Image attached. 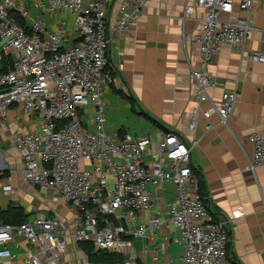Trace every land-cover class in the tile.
Returning <instances> with one entry per match:
<instances>
[{
  "label": "built area",
  "instance_id": "obj_1",
  "mask_svg": "<svg viewBox=\"0 0 264 264\" xmlns=\"http://www.w3.org/2000/svg\"><path fill=\"white\" fill-rule=\"evenodd\" d=\"M148 1L121 0L111 19V0H0V123L14 106H21L28 117L38 116L37 131L18 124L11 140L21 157L22 180L55 192L53 202L61 200L75 218L72 230L41 211L18 225L0 222V263L65 264L69 243L88 242L93 252H115L126 258L124 264H138L125 254L130 238L152 240L165 223L174 233L163 243L181 248L182 264L225 263L230 242L225 225L244 213L234 210L222 222L209 215L190 161L198 140L169 132L151 142L148 136L106 132L103 91L113 82L106 53L112 38L129 30ZM252 7L253 0H184L183 18L197 9L203 12L200 31L190 37L200 58L199 68L191 70L196 91L190 132L199 117L210 130L212 115L226 124L233 113L236 91L222 93L218 103L211 100L208 91L214 79L209 66L222 46L244 50L253 29ZM58 13L68 16L76 43L66 44L64 19H58L54 29L42 20ZM248 59L264 64L260 52H250ZM202 102L209 108L202 110ZM248 140L253 147L249 170L254 172L264 164V133L253 132ZM168 184L175 195L165 221L160 210L159 217L153 214ZM3 192L9 194L10 186ZM144 213L150 218L144 219ZM15 237L26 242L20 262L8 248ZM85 257L84 264H90Z\"/></svg>",
  "mask_w": 264,
  "mask_h": 264
},
{
  "label": "crops",
  "instance_id": "obj_2",
  "mask_svg": "<svg viewBox=\"0 0 264 264\" xmlns=\"http://www.w3.org/2000/svg\"><path fill=\"white\" fill-rule=\"evenodd\" d=\"M239 1L235 0L236 4ZM120 2L111 0L109 18H114ZM235 13L239 14L237 7ZM183 15L184 0H149L129 30L112 38L106 56L113 82L103 91L108 106L106 132H116L119 137L148 136L151 142L169 132L187 141L196 138L190 161L202 176L205 190L201 196L209 215L222 222L234 210L240 208L244 213L225 225L230 242L224 264H264V164L254 172L249 170L253 147L248 140L253 132L264 133V64L248 59L253 51L264 54V0H253V29L244 50L222 46L209 66L214 86L208 93L213 102L218 103L224 92H237V103L226 124L214 114L210 130H205L207 122L202 117L193 132L187 128L196 91L191 70L200 66L198 48L190 37L200 31L203 12L197 9L193 15ZM58 19L65 20L66 44L76 43L78 37L70 31L67 15L42 16L50 29L57 27ZM209 106L208 102L200 104L202 110ZM18 124L33 132L39 129L40 120L36 115L28 117L21 106H14L0 123V212L21 208L29 218L39 211L46 212L72 230L75 218L61 200L53 202L55 192L23 182L20 154L11 147ZM4 186H10L9 194L3 192ZM159 195L153 216L159 217L160 210V218L166 221L174 186L165 185ZM142 216L150 218L149 213ZM169 233L174 229L165 223L152 240L130 238L125 254L139 264H182L181 248L163 243ZM8 248L20 262L25 239L15 237ZM85 256L81 245L69 243L64 263L84 264Z\"/></svg>",
  "mask_w": 264,
  "mask_h": 264
},
{
  "label": "trees",
  "instance_id": "obj_3",
  "mask_svg": "<svg viewBox=\"0 0 264 264\" xmlns=\"http://www.w3.org/2000/svg\"><path fill=\"white\" fill-rule=\"evenodd\" d=\"M12 16L20 23H22L18 15L12 14ZM195 173L199 178V193L200 195H203L205 186L202 176L199 172L196 171V169ZM28 218L29 217L27 215H24L21 212V208H18L12 212H0V222L7 224L18 225L27 221ZM78 245H81V248L85 251V255H87L90 264H95L91 261L94 258H97L96 264H124V261L126 260V258L122 254H118L115 252H93L92 244L88 242L78 243ZM137 263L139 264V262Z\"/></svg>",
  "mask_w": 264,
  "mask_h": 264
},
{
  "label": "rangeland",
  "instance_id": "obj_4",
  "mask_svg": "<svg viewBox=\"0 0 264 264\" xmlns=\"http://www.w3.org/2000/svg\"><path fill=\"white\" fill-rule=\"evenodd\" d=\"M81 120L84 121V120H85V117L81 118ZM109 189H110V187H109ZM24 192L28 194L27 190H24ZM82 250H83V249H82ZM83 252H85V251L83 250ZM91 261H92L93 263L96 264V263H97V262H96V261H97V258H94V259L91 260Z\"/></svg>",
  "mask_w": 264,
  "mask_h": 264
}]
</instances>
